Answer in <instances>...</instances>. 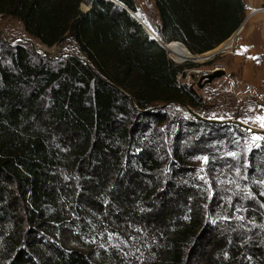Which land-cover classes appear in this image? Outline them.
I'll return each instance as SVG.
<instances>
[{
	"label": "trees",
	"instance_id": "1",
	"mask_svg": "<svg viewBox=\"0 0 264 264\" xmlns=\"http://www.w3.org/2000/svg\"><path fill=\"white\" fill-rule=\"evenodd\" d=\"M84 1L0 0V21L47 48L68 39L86 62L0 41V264H264V141L240 148L239 126L178 112L206 111L177 81L186 66L121 7ZM154 4L151 28L181 60L216 52L246 11Z\"/></svg>",
	"mask_w": 264,
	"mask_h": 264
},
{
	"label": "rangeland",
	"instance_id": "2",
	"mask_svg": "<svg viewBox=\"0 0 264 264\" xmlns=\"http://www.w3.org/2000/svg\"><path fill=\"white\" fill-rule=\"evenodd\" d=\"M134 2L137 8L135 17L154 37L155 33L153 32L152 28L156 30L158 27V25H156L157 23L155 19L156 8L154 0H134ZM82 6L83 5L80 6V9L86 10V8ZM245 17L243 19V22L245 20ZM253 19L249 20L247 24L245 23L244 29L236 37L234 54L232 55H218L210 61H207V59L204 58L203 62H200L202 61V59L193 60L194 62H199V64H193L188 61H179L181 59H176L178 57L171 51H168L169 48H175H165L168 51V58L176 65H181L183 67L186 66V69L192 68L187 67L188 64H193V67L196 65L197 67H199L196 69L200 70H209L214 66H222L221 68H223V71H219L222 72L223 75L213 80L211 83L203 85L201 80H206L210 75L218 73V71L210 73L206 77H200L201 75H196L198 78L195 77L193 79L194 83L191 88L206 102V111L204 113H198L194 109L190 108L193 112H195L205 120L221 123H231L237 126H239L238 124L241 123L247 125L252 130L264 131V104L260 101L261 94H259V91L257 89V85L259 86L258 82L262 78H264V69L262 63V56L264 54L261 55L264 51V43L259 39V36L257 35V31L255 29L253 32ZM243 22L241 24H243ZM0 41L6 43L9 46H24L29 54H31V56H34V58H36L37 56H39V58L45 57L53 67L61 64L62 59L69 54L77 55L78 58L83 59L82 55L78 53L77 50L73 47V44L72 42H70V40H63L61 43L51 48H47L26 35L22 29L21 24L18 21L10 18L0 21ZM240 44H245L248 47L249 45H253L255 47L254 55H261L258 57L259 62L257 65H245L248 63H244L243 60V56H245V53H241L238 49ZM216 51H219V48H217ZM204 54H197L198 56L196 57H200ZM245 57H249L251 59L250 56ZM247 68H251L252 72L254 73H252V75L255 77L253 81H245L246 77L244 76L243 71ZM175 108L178 110V112H180L184 116H187V118H191V116H189L184 109H181L179 106ZM244 133L248 135V138L246 140L236 141V144L240 148L245 147L249 149L251 146H254L255 143L264 141V137L249 134L246 132ZM226 156L228 157V159L235 158V155L233 153H228ZM203 163L204 160H201L200 163H197V166L202 168ZM211 222L215 223V220H211Z\"/></svg>",
	"mask_w": 264,
	"mask_h": 264
},
{
	"label": "built area",
	"instance_id": "3",
	"mask_svg": "<svg viewBox=\"0 0 264 264\" xmlns=\"http://www.w3.org/2000/svg\"><path fill=\"white\" fill-rule=\"evenodd\" d=\"M260 15L264 16V7L263 8H259V9L250 10L246 14V17H245V20H244L243 24H241L237 28V30H235L223 43H221L220 45H218L216 47V49L219 46L226 45L227 43L230 44V47L228 45V47H226V49L216 51L213 54H211L210 56H205L204 58L207 59V61H210V60L214 59L218 55H223V54H230V55H232V54H234L236 37L244 29L245 23L247 24L249 20L253 19L256 16H260ZM192 56H194V55H192ZM203 59L200 62H203ZM243 60H244V63L251 62V59L249 57H244ZM186 61L191 62L193 64H196V63L199 64V62H194L193 60H186ZM262 63H263V69H264V55L262 56ZM221 67L220 66H214V67L210 68L209 70H207V69L200 70V69H196V68H199V67H197L195 65L192 68L184 69L181 74H178L177 81H178V83H181V84H184L186 86H190L191 87L193 85V83H194V80L193 79L195 77H197L196 75H201L200 77H206L210 73H214L216 71H218V72L219 71H223V68H221ZM258 84H259V86L257 85V87H258L257 89L259 91V94H261V100L260 101L264 104V78H262L258 82Z\"/></svg>",
	"mask_w": 264,
	"mask_h": 264
},
{
	"label": "crops",
	"instance_id": "4",
	"mask_svg": "<svg viewBox=\"0 0 264 264\" xmlns=\"http://www.w3.org/2000/svg\"><path fill=\"white\" fill-rule=\"evenodd\" d=\"M243 2H244V5L246 7L245 16L250 10L259 9V8H263L264 7V0H243ZM82 11H85V10H82ZM155 19H156V23H157L156 25H159V18H158L157 10H156V13H155ZM253 23H254L253 32H254V29H255L257 31L256 33L259 36V39L264 43V16H262V15L256 16L253 19ZM229 47H230V44H229ZM238 49H239V51L241 53H243V54L245 53V56H250L251 59H252L250 63L245 64V65H252V66L253 65H257L258 62H259V58L258 57L264 54V51H263L261 55H259V54L258 55L255 54L254 55L255 47L253 45H251V46L249 45V47H248L245 44L244 45L240 44ZM245 56H243V57H245ZM243 72H244V76L246 77L245 81H247V80H252L253 81L255 79V77L252 75L253 72H252L251 68H247Z\"/></svg>",
	"mask_w": 264,
	"mask_h": 264
},
{
	"label": "water",
	"instance_id": "5",
	"mask_svg": "<svg viewBox=\"0 0 264 264\" xmlns=\"http://www.w3.org/2000/svg\"><path fill=\"white\" fill-rule=\"evenodd\" d=\"M108 1H110V2H112V3H114V4H116L117 6L121 7V8L124 9L125 11H127V12H128V13H129V14H130V15H131V16H132V17H133V18L139 23V25L143 28V30L146 32V30H145L143 24L137 20V18L135 17V14H134L132 11H130L127 7H125L122 3H120V2L117 1V0H108ZM91 2H92V0H85V1L81 4V5H83L82 7L86 8L85 11H88V9H89L90 6H91ZM146 33H147V32H146ZM147 35L149 36V38H150L151 40L155 41L160 47H162V48L166 51V53L168 54V51L166 50L165 45H166V44H169V43H171V42L164 44L161 40L158 42V40H156V39H152L148 33H147ZM176 43L183 45V44L180 43V42H176ZM82 60H83L84 63L86 64L84 58H83ZM222 75H223L222 72H218V73H215V74H213V75H210L206 80H203V79H202L201 81H202L203 85H205V84H207V83H211L213 80H215V79L221 77ZM178 106H179L181 109H184L185 112H186L189 116H191L192 118H194L195 120H200V121H204V122H212V123H221V122H216V121L205 120L204 118L200 117V116L197 115L195 112H193L188 106L180 105V104H179ZM238 125H239V126L244 130V132H246V133H249V134H253V135H257V136L264 137V131H261V130H252V129L249 128L247 125H244V124H241V123H239Z\"/></svg>",
	"mask_w": 264,
	"mask_h": 264
},
{
	"label": "bare ground",
	"instance_id": "6",
	"mask_svg": "<svg viewBox=\"0 0 264 264\" xmlns=\"http://www.w3.org/2000/svg\"><path fill=\"white\" fill-rule=\"evenodd\" d=\"M135 14V13H134ZM138 20V19H137ZM145 28V27H144ZM145 30H146V32L151 36V38L152 39H156V40H158V42L160 41L158 38H157V36L154 38L150 33H149V31L145 28ZM186 55H188V56H192V55H190V54H188V53H185ZM206 54V53H205ZM196 57V56H195ZM173 58H175V57H173ZM176 59H180V58H176ZM179 61H181V62H183V61H186V60H179Z\"/></svg>",
	"mask_w": 264,
	"mask_h": 264
}]
</instances>
